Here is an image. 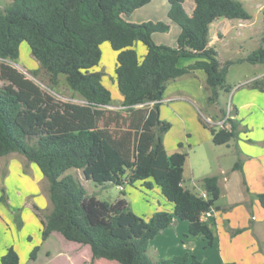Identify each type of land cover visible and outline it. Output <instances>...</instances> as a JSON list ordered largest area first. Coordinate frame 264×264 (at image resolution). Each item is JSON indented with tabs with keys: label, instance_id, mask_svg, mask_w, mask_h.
<instances>
[{
	"label": "trees",
	"instance_id": "trees-1",
	"mask_svg": "<svg viewBox=\"0 0 264 264\" xmlns=\"http://www.w3.org/2000/svg\"><path fill=\"white\" fill-rule=\"evenodd\" d=\"M150 1L13 0L0 11V79L7 81L0 86V156L19 152L35 162L47 179L52 210L41 220L43 240L57 231L67 240L89 245L92 261L201 264L188 252L159 260L148 254L151 240L169 228L174 218L187 221L189 234L202 235L211 246L214 234L201 215L215 206L221 194L218 175L202 179L206 197L183 185L187 153H167L164 136L172 124L161 117V105L170 81L202 69L208 92L205 111L219 107L214 119L223 118L226 108L221 105V94L232 89L227 82L230 61L222 63L209 45L210 24L219 17L250 19L252 15L239 0H195L192 14L186 11L185 0H168V16L181 27L177 46L172 48L158 45L152 38L154 32L168 31V23H134L123 17ZM24 41L50 74L52 87L64 74L83 103L57 99L6 62L19 58ZM104 42L117 53L115 75L122 96L119 109L109 108L114 106L112 92L103 82V72L96 70ZM139 43L145 47L142 59ZM181 57L197 59L180 67ZM244 60L264 64V33L260 46ZM245 85L264 91V77ZM233 113L237 114L234 107ZM228 122L230 129L205 120L202 124L219 145L238 138L240 122L234 118ZM242 167L238 157L233 169ZM71 168L81 169L86 180L101 186L113 183L123 189L141 181L151 189L155 184L174 204V212L160 209L146 220L130 207L114 208L89 195L74 175H64ZM256 196L264 207V193ZM1 200L8 203L4 190ZM39 250L40 246L34 247L31 259H36ZM0 263L20 264L13 246L0 257Z\"/></svg>",
	"mask_w": 264,
	"mask_h": 264
},
{
	"label": "rangeland",
	"instance_id": "rangeland-1",
	"mask_svg": "<svg viewBox=\"0 0 264 264\" xmlns=\"http://www.w3.org/2000/svg\"><path fill=\"white\" fill-rule=\"evenodd\" d=\"M12 1L0 0V11H5ZM260 1L264 3V0ZM253 13L255 14L254 28L256 33L264 25V20L263 14L258 8H253ZM174 34L175 32L173 31L167 34L165 32H155L156 36L154 37V41H158L159 37L162 36L166 37V42H169ZM224 45L223 43L221 54L223 58H229L228 48H225ZM252 46L253 42L246 40L242 47V54L246 52L248 54L252 50L257 49V46L255 48ZM137 48L139 57L142 59L145 47L142 43H139ZM101 51V61L96 67V70L103 72V82L112 92L114 106H110L109 108L119 109L122 96L119 92L115 75L117 53L113 50L109 42H104L101 45ZM6 62L24 72L29 78L33 79L57 99L77 103L84 102L70 88L64 74L59 75L58 84L54 88L52 87L50 74L39 65L26 41L21 43L19 58L16 61L7 59ZM254 72H257V70L249 62H242L240 60L239 62L229 64L227 82L232 84V89L230 92H223L221 94L220 101L223 107L227 109L232 104L235 87L248 81L254 76ZM6 83L7 81L0 79V86ZM203 91L205 95L208 93L205 85L201 91L202 96H204ZM195 99L197 102H202L199 97ZM173 100H178V98H173L172 96L165 97L164 120L169 121L172 126L165 134L164 140H166L169 150L174 149V152L182 151L187 153L188 163L184 171V185L194 193L203 194L205 190L202 179L206 176L217 175L219 172V165L215 157L219 156L221 164L227 169L235 162L236 156L231 157L233 154L227 150L226 146H217L211 140H204V134L207 135L210 129L205 127L202 121L205 120L207 122L206 119L208 117L213 121H217L213 116L218 113L215 108H212L210 113L205 111L206 105L200 106L198 108L199 110L194 105L178 110L172 104ZM254 125L255 130L253 131L250 129L242 132L239 131V137L245 132L248 135L253 132L252 136H255L259 128L256 124ZM185 131L191 132L193 138L190 144L185 143V145L180 147L178 144L183 143V140L185 141ZM15 153L0 156V255L5 254L7 248L13 246L19 254L20 264H120L115 260L105 258H98L92 261V253L89 245H82L78 242L67 240L57 231L53 232L46 240L42 239L43 226L41 220H44L52 210L48 181L35 162L28 161L19 152ZM66 174H72L77 177L83 185H86L89 195H95L99 200L109 202L114 208L122 209L124 207H130L135 213L144 218H147L152 212H155L160 205L162 208H167L163 207L164 205L159 201L162 193L156 185L149 189L142 185L141 181H138L135 186L124 185L123 189H121L113 183H107L105 186H101L91 180L87 181L81 169L71 168L64 173V175ZM3 190L5 191L8 203L1 200ZM171 237L172 233H168V238L165 239V243L170 242L173 247L171 249L172 252L179 248L181 250L184 249L181 240L188 242L185 237L175 242L173 239L170 240ZM36 246H40V250L38 251L36 259H31V253ZM196 246L197 242L195 241L194 247L196 248ZM148 254L151 258L156 256L153 250H149ZM199 254L204 257L205 264H215L217 262V256L219 257L218 251L215 248L210 249L207 247L205 250H200ZM187 264L191 263L189 262Z\"/></svg>",
	"mask_w": 264,
	"mask_h": 264
},
{
	"label": "crops",
	"instance_id": "crops-1",
	"mask_svg": "<svg viewBox=\"0 0 264 264\" xmlns=\"http://www.w3.org/2000/svg\"><path fill=\"white\" fill-rule=\"evenodd\" d=\"M239 1L243 2L246 9L251 13L252 17L250 19H229L226 17H219L210 24L209 45L216 49L218 52V58L222 63L226 61L234 63L237 61L239 62L240 60H242V62H248L244 59L250 53L246 54V52L245 54H242L243 44L246 40L253 42V48L256 46L258 48L261 44L264 25L261 27L260 31L255 33V14L253 13V8H258L263 14L264 3L260 0ZM184 6L186 11L189 14H192L195 7V0H185ZM169 8L170 5L168 0H151L147 5L142 6L131 14L124 15L123 17L125 20L134 23L145 21H163L168 23L169 30L166 31L165 34L171 31L175 32L170 38V41L166 42V37L160 36L158 41L155 40L154 42L158 45H166L175 48L177 46V37L181 32V27L169 18ZM140 10L145 11L143 12ZM155 36L154 32L152 34L153 40ZM223 43L225 44L224 47L228 48L229 58H223L221 54ZM138 45L139 44H137V46ZM144 54L145 49L142 56H144ZM196 59V57H181L178 61V65L184 67L194 63ZM251 65L254 66V69L257 70V72H254V76L248 81L264 77V64L251 63ZM205 79L206 74L204 70L197 69L193 76L180 77L170 81L167 84L164 93L163 104L161 105V117L164 119L163 111L165 97L168 96L178 98V100L172 101V104L178 110L192 105L197 109L200 106H205L207 104V94L205 95L203 91L204 96H202L201 93L205 84ZM248 81L242 83V86H236L237 88L235 87L234 89L232 107L237 109V114L233 113V116L234 119L240 122V132L247 129L252 131L255 130L254 124L257 125L259 131L255 133V136H252L253 132L249 135L245 132L241 134V138L238 135L236 140L233 139L227 144H216L217 146H226L227 150L231 151L233 154L231 157L236 156V160L240 157L243 161V167L242 169H233L236 162L235 160L231 167L225 169L221 164L219 156L215 157L217 160L216 162H218L219 165V172L217 175L219 176L221 194L216 201L215 206L210 208L212 210V217L205 222L214 234L213 244L207 246L202 235H190L189 223L185 220H177L174 218V222L169 228L161 231L151 240L149 250H153L156 255L154 258L152 257L153 260L169 258L176 254L188 252L196 255L200 259L201 264H205L204 257L199 254V251L205 250L208 247L210 249L215 248L218 251L219 257L217 256V262H215V264H223L225 262H235L236 264H264V207L256 196L259 193H264V91L245 85ZM196 97H199L202 102H197L195 99ZM215 109L217 112L219 111V107H216ZM200 113L202 112L200 111ZM215 120H219V118ZM258 123L261 124V127ZM188 131H185L186 137L184 138L185 141L183 140L182 145H185V143L190 144L192 141L193 134ZM208 132L207 135L204 134V140H211L212 142V135L210 131ZM164 143L167 153L172 154L174 149H168L166 140H164ZM187 163L186 159L184 171ZM84 186L86 187V185ZM199 195L204 197L207 196L205 191L203 194ZM165 200L167 199L162 194L159 201L164 205L163 207L167 208H162L160 205L155 211L163 209L173 213L174 204ZM153 213L154 212L145 219L148 220ZM168 233H172L170 240L173 239L174 242L182 237L183 239L184 237L186 238L188 242L181 240L184 248L183 250L179 248L176 250L177 252L171 251L173 247L170 242L167 244L165 243V239L168 238ZM195 241L197 242L196 248L194 247Z\"/></svg>",
	"mask_w": 264,
	"mask_h": 264
},
{
	"label": "built area",
	"instance_id": "built-area-1",
	"mask_svg": "<svg viewBox=\"0 0 264 264\" xmlns=\"http://www.w3.org/2000/svg\"><path fill=\"white\" fill-rule=\"evenodd\" d=\"M230 118H234L232 104H230L229 107L226 109V114L224 115L223 118H221V119H219L217 121H213L211 118L208 117L206 119V121L210 125H216V126H219V127H224L226 129H230L231 125H230V122H228V119H230ZM119 187L122 189V186H119ZM210 217H212V210L211 209L203 212L202 215H201L202 221H207Z\"/></svg>",
	"mask_w": 264,
	"mask_h": 264
}]
</instances>
